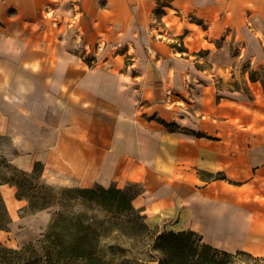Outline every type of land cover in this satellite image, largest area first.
<instances>
[{"label": "crops", "instance_id": "1", "mask_svg": "<svg viewBox=\"0 0 264 264\" xmlns=\"http://www.w3.org/2000/svg\"><path fill=\"white\" fill-rule=\"evenodd\" d=\"M262 1L254 0V11L246 7L257 21L264 18ZM39 3L0 0V138L8 142L12 163L27 173L40 164L41 178L60 188L140 184L133 205L149 226L193 231L219 250L264 257V141L257 140L264 138L261 82H254V146L241 149L227 166L225 151L189 144V138L180 145L178 132L149 122L146 105L132 99L135 84L127 72L118 76L115 69H90L77 60L68 43H94V23L72 20L51 27ZM254 40L263 52L260 60L263 43L258 36ZM180 148L202 171L221 172L226 179L195 175L203 185L188 179L179 169ZM1 191L10 228L26 227L28 217L21 216L26 200L13 185ZM35 218L49 221L43 211ZM10 232L0 230V239L11 242Z\"/></svg>", "mask_w": 264, "mask_h": 264}, {"label": "rangeland", "instance_id": "2", "mask_svg": "<svg viewBox=\"0 0 264 264\" xmlns=\"http://www.w3.org/2000/svg\"><path fill=\"white\" fill-rule=\"evenodd\" d=\"M36 1L43 3L40 13L51 19V27L72 20L94 23L98 39L68 43V50L76 52L77 60L90 69H115L118 76L127 72L135 84L131 94L136 105H146L149 122L157 121L166 130L178 132L180 145L189 138V144L221 149L226 152L227 166L233 165L232 158L241 149L254 146V68L264 81V57L256 59L263 52L254 40L261 38L264 47V18L257 21L254 12L246 11V7L254 11V0ZM162 5L167 7L162 10ZM153 130L148 125V131ZM7 147L8 142L0 138V209L4 210L1 186L13 185L26 200L21 216L28 218L26 227H9L11 242L0 239V264H51L50 247L73 239L80 223L94 229L88 230L94 231L95 239L86 247L96 250L98 259H73L63 250L58 264H160L159 237L168 231L149 226L135 212L108 211L100 199L48 184L40 172L19 170ZM184 151L180 148V171L190 180L195 175L202 177L199 166L189 161L192 155ZM195 156L200 155L196 152ZM214 174V178L204 174L202 178L227 177ZM112 187L116 186L105 188ZM124 190L136 196L143 187L130 184ZM42 211L48 222L35 218ZM80 230L88 232L82 226ZM50 232L52 237L46 240ZM194 241L201 248L200 237L195 236ZM222 252H212L219 263L264 264V257Z\"/></svg>", "mask_w": 264, "mask_h": 264}, {"label": "trees", "instance_id": "3", "mask_svg": "<svg viewBox=\"0 0 264 264\" xmlns=\"http://www.w3.org/2000/svg\"><path fill=\"white\" fill-rule=\"evenodd\" d=\"M264 70V68H262ZM254 82L260 81L264 91V81L258 77V71L254 70V76L251 77ZM41 166L37 164L32 173L40 172L41 175ZM204 176L209 178H214L215 174L202 172ZM218 174H222L221 172ZM220 178V177H219ZM221 179H225V177H221ZM76 192L85 194L91 200L100 199V205L107 209L108 211H131L137 213L139 218H143L145 221V217L142 215L141 211L135 209L133 206V199L135 196H130L124 189H120L117 187L105 188L103 186H98L97 188H75ZM18 198H21L17 194ZM3 211L0 209V230H9L10 223L12 221L9 211L7 209V205L3 199ZM2 211V212H1ZM146 229L150 233H155V230L149 228V226L144 222ZM86 228V230H94L91 225H85L83 223L79 224V228ZM55 228V224H53L52 228ZM77 229L73 239L68 240L66 242L58 245L55 243L48 252V259L51 264L60 263V257L63 250L67 251L73 259H93L95 257L96 250L89 249L86 247V244L90 243L92 239H95L93 236V232H85L82 233L80 229ZM53 232V231H52ZM52 232L45 235L46 240H50L52 237ZM199 236L200 241L202 242L201 248L196 245L194 241V237ZM159 251L162 253L163 258L160 259V264H226V262H217L216 259L212 256V252H219L220 250L205 244L202 240V237L193 232V231H180V232H167L163 236L159 237ZM93 248V247H92ZM226 256H233L232 253L223 251ZM15 254L21 257V253L15 250ZM236 254H248L243 251H239ZM147 264V263H144Z\"/></svg>", "mask_w": 264, "mask_h": 264}]
</instances>
